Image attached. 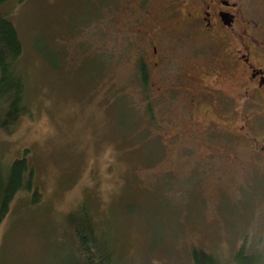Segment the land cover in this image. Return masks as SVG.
Segmentation results:
<instances>
[{
    "label": "rangeland",
    "instance_id": "374dc122",
    "mask_svg": "<svg viewBox=\"0 0 264 264\" xmlns=\"http://www.w3.org/2000/svg\"><path fill=\"white\" fill-rule=\"evenodd\" d=\"M255 2L264 15V0ZM162 3L3 6L23 44L28 111L11 133L0 131V156L6 164L26 157L41 199L32 203L26 190L14 197L0 227V264H75L66 215L79 207L105 225L116 264H195L194 250L236 264L241 247L264 264V171L245 172L244 153L234 161L221 149L210 154L196 135L174 133L188 109L181 94L157 89L168 73H156L142 35L158 25ZM170 25L179 30V21ZM168 43L170 57L193 46ZM195 117L202 125L203 111Z\"/></svg>",
    "mask_w": 264,
    "mask_h": 264
},
{
    "label": "flooded vegetation",
    "instance_id": "af4514ba",
    "mask_svg": "<svg viewBox=\"0 0 264 264\" xmlns=\"http://www.w3.org/2000/svg\"><path fill=\"white\" fill-rule=\"evenodd\" d=\"M162 4L158 25L142 35L148 39L145 53L156 73L169 76L164 74L168 84L157 89L171 97L181 94L188 114L190 110L188 118L187 114L174 124V133L196 135L210 154L221 149L234 161L244 153L249 165L242 168L245 172L264 171V15L255 0H163ZM178 21L174 33L170 24ZM169 39L187 40L193 46L170 57ZM146 74L149 78L147 69ZM225 86L232 88L231 95L225 94ZM199 111L205 118L197 126Z\"/></svg>",
    "mask_w": 264,
    "mask_h": 264
},
{
    "label": "trees",
    "instance_id": "16d2710c",
    "mask_svg": "<svg viewBox=\"0 0 264 264\" xmlns=\"http://www.w3.org/2000/svg\"><path fill=\"white\" fill-rule=\"evenodd\" d=\"M23 1L0 0V131L6 133H11L10 129L27 113L28 108L27 85L20 70L23 44L13 22L4 15L3 6L8 2ZM138 70L139 82L146 91L149 88L146 69L141 64ZM146 113L150 119L153 118L150 108L146 109ZM23 190L30 192L32 203H39L41 194L33 182V168L26 157L16 158L6 164L0 156V227L14 197ZM66 216L68 238L71 241L69 251L75 264H116L106 227L91 210L79 207ZM234 258L236 264H263L259 255L245 254L243 247L235 253ZM192 259L195 264H218L213 255L201 250H194Z\"/></svg>",
    "mask_w": 264,
    "mask_h": 264
}]
</instances>
